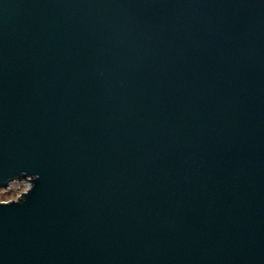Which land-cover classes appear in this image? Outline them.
Here are the masks:
<instances>
[{"label": "water", "instance_id": "1", "mask_svg": "<svg viewBox=\"0 0 264 264\" xmlns=\"http://www.w3.org/2000/svg\"><path fill=\"white\" fill-rule=\"evenodd\" d=\"M0 264H264V0H0Z\"/></svg>", "mask_w": 264, "mask_h": 264}, {"label": "rangeland", "instance_id": "2", "mask_svg": "<svg viewBox=\"0 0 264 264\" xmlns=\"http://www.w3.org/2000/svg\"><path fill=\"white\" fill-rule=\"evenodd\" d=\"M26 188L27 184L25 182H13L10 184L9 190H0V201L5 200L6 198L14 200L20 196ZM5 194L7 195L5 196Z\"/></svg>", "mask_w": 264, "mask_h": 264}, {"label": "built area", "instance_id": "3", "mask_svg": "<svg viewBox=\"0 0 264 264\" xmlns=\"http://www.w3.org/2000/svg\"><path fill=\"white\" fill-rule=\"evenodd\" d=\"M14 182H16V181H14ZM20 182H25L26 184H27V187H28V185H29V183L27 182V181H20ZM11 183H13V182H11ZM10 183V184H11ZM10 184H9V187L6 189V190H9V188H10ZM6 190H4V191H6ZM19 197V196H18ZM0 202H6V201H0Z\"/></svg>", "mask_w": 264, "mask_h": 264}, {"label": "trees", "instance_id": "4", "mask_svg": "<svg viewBox=\"0 0 264 264\" xmlns=\"http://www.w3.org/2000/svg\"><path fill=\"white\" fill-rule=\"evenodd\" d=\"M7 194H5V196H6ZM8 200H10V199H8V198H6L5 200H3V201H8Z\"/></svg>", "mask_w": 264, "mask_h": 264}]
</instances>
